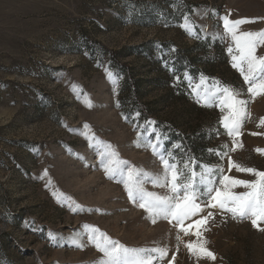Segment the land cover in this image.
<instances>
[{
    "label": "rangeland",
    "instance_id": "obj_1",
    "mask_svg": "<svg viewBox=\"0 0 264 264\" xmlns=\"http://www.w3.org/2000/svg\"><path fill=\"white\" fill-rule=\"evenodd\" d=\"M225 16L255 21L241 33L264 32V0H0V264H100L85 226L128 248H166L163 259L145 254L153 264H264V231L250 220L202 202L184 226L212 217L200 237L185 235L175 221L153 222L100 166L110 144L142 180L162 174L148 143L159 135L185 175L192 157L217 184L258 179L232 167L264 171V95L248 93L232 67ZM185 17L200 26L193 34ZM218 84L247 101L235 137L221 123L227 109L196 98ZM197 241L216 259L187 249Z\"/></svg>",
    "mask_w": 264,
    "mask_h": 264
},
{
    "label": "snow or ice",
    "instance_id": "obj_2",
    "mask_svg": "<svg viewBox=\"0 0 264 264\" xmlns=\"http://www.w3.org/2000/svg\"><path fill=\"white\" fill-rule=\"evenodd\" d=\"M186 23L182 25L184 30L189 34H193L197 27L194 21L185 17ZM223 27L231 36L234 47H228L227 52L231 58L232 67L237 69L244 82L248 85L247 92L253 97L264 95V57L256 55L257 46L264 44V32H239V26L246 23H254L252 20H236L231 21L227 16L223 17ZM241 93L238 89L230 85L218 84L214 90H205L201 95L200 90L196 91L198 102L203 101L205 106L219 105L221 111L227 109V115L222 118V126L227 134L235 137L239 133L242 117L246 114L247 101L240 99ZM139 116V113L136 114ZM127 119V117H125ZM150 126L154 122L146 121ZM264 125V119L260 121ZM152 132H144L143 134L151 137ZM152 148L153 154L159 157L163 168V173L160 175L148 176L147 180L141 179L142 173L134 169L128 162L122 161L118 153L109 144L106 148L109 151H101L100 166L107 174L109 179H116L123 183L127 191L129 199L133 203H138V206L144 209L153 218L162 217L175 221L179 226L180 231L185 235L189 234L190 229L195 228L194 233L200 237L199 229L207 223L212 213L196 220L194 223L185 227V221L192 220L203 212L202 202L210 206L223 210L232 214V218L248 219L253 227L264 231L260 227L264 222V171H257L254 168L242 167L235 162L232 167L240 172L251 174L258 179L256 181H246L241 179L231 178L227 175H222L217 184L212 179L211 172L213 169L210 165H201V170L197 172L195 167V158L190 157L185 160L183 168L187 170L188 175L179 171L178 158L169 152L164 147V140L157 135L148 140ZM178 147V146H174ZM159 149V150H158ZM209 151H212L209 149ZM258 152L264 151L257 149ZM223 171L222 169L220 170ZM145 182L153 187H167L169 195H160L155 192L148 191L145 187ZM236 187H243L248 191L239 194L233 191ZM202 201V198H205ZM67 199V198H66ZM89 231L86 233L88 239L95 245L98 251L103 253L105 259L100 264H153L156 257L145 255L149 251L158 255L160 259L167 256L166 248L144 249V248H128L119 241L112 240L106 233L100 232L98 228L93 226H85ZM50 239H55L54 234H50ZM180 237L177 236V240ZM203 243L186 244L187 249L193 254L211 258L215 260V254L208 250ZM76 247H83V244H77ZM174 259V258H173Z\"/></svg>",
    "mask_w": 264,
    "mask_h": 264
}]
</instances>
